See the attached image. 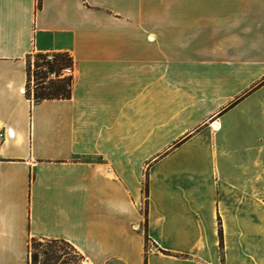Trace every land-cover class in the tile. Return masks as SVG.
Returning <instances> with one entry per match:
<instances>
[{
    "label": "crops",
    "instance_id": "0c3cea01",
    "mask_svg": "<svg viewBox=\"0 0 264 264\" xmlns=\"http://www.w3.org/2000/svg\"><path fill=\"white\" fill-rule=\"evenodd\" d=\"M36 53L70 99L28 96ZM0 135V264H264V0H0Z\"/></svg>",
    "mask_w": 264,
    "mask_h": 264
},
{
    "label": "trees",
    "instance_id": "16d2710c",
    "mask_svg": "<svg viewBox=\"0 0 264 264\" xmlns=\"http://www.w3.org/2000/svg\"><path fill=\"white\" fill-rule=\"evenodd\" d=\"M39 7H41V0H39ZM47 55L48 54L37 53L35 57L36 61L34 64V70L32 69L30 63L31 57H28V96H33L36 101L51 99H70L72 95L73 77L51 80L47 84H45V81L48 77L49 72L55 71L57 73H60L64 68H73L72 57L66 53H58L54 54V61L50 62L47 61ZM43 68H46V70H43ZM32 75H34L36 79L41 80L40 83L34 84V88H32L31 86ZM31 243L29 247V258L31 257L32 249H35L37 251L35 254H32L33 264H37L38 253L42 249L46 250L44 252V255L47 256V260H45V263L43 264H46V261L51 260V258L48 257V254H51L54 258H56V251L54 249L57 250L60 247L71 250L74 254L79 255L74 247L65 241L40 240L34 238L31 240ZM59 259L57 260L59 261ZM80 259L83 260L81 256ZM64 264H69V261L64 260Z\"/></svg>",
    "mask_w": 264,
    "mask_h": 264
},
{
    "label": "rangeland",
    "instance_id": "374dc122",
    "mask_svg": "<svg viewBox=\"0 0 264 264\" xmlns=\"http://www.w3.org/2000/svg\"><path fill=\"white\" fill-rule=\"evenodd\" d=\"M36 55H37V53L30 56L31 57L30 63H31L33 70H34V64L36 61V58H35ZM40 82H41L40 79L35 78V82L32 83L31 86L34 88V84H37ZM262 231L260 232L259 229L255 228L253 226L252 227L248 226V230H247V234H246V238H245L248 256L250 254L258 255V256L260 254V255L264 256V230H262ZM31 246H32V243H31ZM54 250L56 251V254H55L56 258H54L51 254H48V257H50L51 260L46 261V264H64V260L69 261V264H85L84 260L80 259V256L74 254L71 250L64 249L63 247H60L57 250L56 249H54ZM45 251H46L45 249H42L38 253L37 264H43V263H45V260H47V256L44 255ZM259 251H260V253H259ZM36 252L37 251L35 249L31 250V257L29 258L30 264H33L32 254H35ZM57 259H59V261Z\"/></svg>",
    "mask_w": 264,
    "mask_h": 264
},
{
    "label": "built area",
    "instance_id": "2783aa9c",
    "mask_svg": "<svg viewBox=\"0 0 264 264\" xmlns=\"http://www.w3.org/2000/svg\"><path fill=\"white\" fill-rule=\"evenodd\" d=\"M47 61L53 62L54 61V54H48L47 55ZM43 70H46V68H43ZM73 77V68L67 67L64 68L60 73L57 72H49L48 77L45 81V84H47L51 80H58V79H64V78H70ZM35 82V76L32 75V81L31 84ZM2 136V135H0Z\"/></svg>",
    "mask_w": 264,
    "mask_h": 264
},
{
    "label": "bare ground",
    "instance_id": "6f19581e",
    "mask_svg": "<svg viewBox=\"0 0 264 264\" xmlns=\"http://www.w3.org/2000/svg\"><path fill=\"white\" fill-rule=\"evenodd\" d=\"M213 127H214L215 129H218V128H219V125L215 123V124L213 125Z\"/></svg>",
    "mask_w": 264,
    "mask_h": 264
},
{
    "label": "water",
    "instance_id": "95a60500",
    "mask_svg": "<svg viewBox=\"0 0 264 264\" xmlns=\"http://www.w3.org/2000/svg\"><path fill=\"white\" fill-rule=\"evenodd\" d=\"M84 263H85V264H87V262H86V261H84Z\"/></svg>",
    "mask_w": 264,
    "mask_h": 264
}]
</instances>
